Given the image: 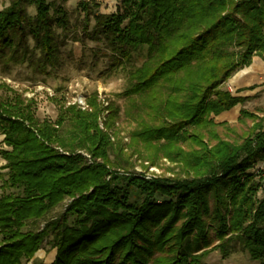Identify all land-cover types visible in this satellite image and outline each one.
<instances>
[{
  "label": "trees",
  "instance_id": "trees-1",
  "mask_svg": "<svg viewBox=\"0 0 264 264\" xmlns=\"http://www.w3.org/2000/svg\"><path fill=\"white\" fill-rule=\"evenodd\" d=\"M81 4L115 64L148 46L125 93L141 96L151 122L131 138L153 149L151 162L163 154L186 175L121 174L111 158L118 108L105 107L97 92L86 109L64 103L56 120H41L34 98L0 82L3 187L12 189L0 196V264L33 258L50 234L57 249L51 264H207L212 250L228 256L234 242L264 264V171H253L264 160V116L241 109L239 121H252L241 142L222 138L214 120L247 101L223 86L255 56L264 59V0H123L110 14L97 0ZM54 6L10 0L0 10V63L27 64L38 74L59 65L56 25L69 21ZM123 151L119 145L117 155ZM67 198L61 219L23 230ZM213 240L219 243L209 249Z\"/></svg>",
  "mask_w": 264,
  "mask_h": 264
},
{
  "label": "rangeland",
  "instance_id": "rangeland-1",
  "mask_svg": "<svg viewBox=\"0 0 264 264\" xmlns=\"http://www.w3.org/2000/svg\"><path fill=\"white\" fill-rule=\"evenodd\" d=\"M55 6H62L68 13V27L63 28L56 25V33L60 42V62L55 68H48L47 74H38L32 71L27 65H12L6 68L0 63V82L10 85L16 92L27 98H34L37 102L36 115L39 119L49 118L56 120L59 115L61 104H80L83 102L88 107L87 99L97 92L100 101L106 107L113 103L118 108L113 127L114 149L111 151V158L121 165L118 168L121 174H145L147 178L161 177H184L186 173L181 165L163 154L157 160L151 162L153 149L143 143L133 142L131 135L141 128L142 124L151 122L147 115L140 95H127L125 92L132 85L131 74L140 67L148 58V46H143L135 52L124 64H115L111 48L103 36L96 39L94 36L95 19L90 17L88 22L85 18L82 1L88 0H48ZM101 3L100 12L110 14L115 13L118 8L123 7V0H97ZM10 4V0H0V10ZM92 5V2H91ZM29 12L35 15L33 6ZM53 12V11H52ZM87 28V29H86ZM31 47L34 42L30 40ZM258 66L254 69L252 82L258 87L251 90V99L243 104L242 108L257 111L264 116V60L257 58ZM224 89L236 92L230 82H226ZM3 95L12 96L11 91H2ZM81 105V104H80ZM79 105V106H80ZM81 107V106H80ZM82 108V107H81ZM85 108V109H86ZM241 108V109H242ZM83 109V108H82ZM108 111L105 112L107 115ZM234 110V115L214 116L217 124V131L222 138L241 142L249 127L251 120L239 121V112ZM71 125L66 123L65 129ZM122 145L124 151L118 153V146ZM186 146V145H185ZM188 149L187 147H185ZM8 149L0 135V196L9 193L12 189H4L3 180L7 178V169L4 168L6 161L1 156V150ZM87 156L92 162L91 156ZM253 171H264V160L259 161ZM264 185V180H263ZM263 190L259 192L262 196ZM163 200L161 197H156ZM131 201L137 200L134 194ZM70 199L67 198L62 203L53 208L43 218L29 221L24 227V231H38L53 219H61L66 213ZM74 216L68 215V223L73 224ZM1 239V236H0ZM219 241L213 240L209 249H213ZM233 250L228 256L223 255L220 249H215L204 259L207 264H258L250 254L243 248L241 243L234 242ZM57 249L54 246V234H50L41 245L33 258L23 259L22 264H51L56 257Z\"/></svg>",
  "mask_w": 264,
  "mask_h": 264
},
{
  "label": "crops",
  "instance_id": "crops-1",
  "mask_svg": "<svg viewBox=\"0 0 264 264\" xmlns=\"http://www.w3.org/2000/svg\"><path fill=\"white\" fill-rule=\"evenodd\" d=\"M257 58L262 59L259 56H255L254 61L250 66H245V67L239 69L227 81V82H230L232 84V87H234V89L236 91L235 93L232 91L231 92L237 96L247 97V101H249L251 99V95L248 92H250L251 90H254L258 87V85L256 83L251 81L252 77L254 78V75H252V74L255 72H253V71L258 66V64H257L258 62H256ZM262 60H264V59H262ZM263 69H264V67H263ZM243 104L244 103H239L236 106H234L233 108H231L230 110L224 111L223 113H221L218 116H227L230 114L234 115V110H237L239 112V115H240V111H241V108L243 107Z\"/></svg>",
  "mask_w": 264,
  "mask_h": 264
},
{
  "label": "built area",
  "instance_id": "built-area-1",
  "mask_svg": "<svg viewBox=\"0 0 264 264\" xmlns=\"http://www.w3.org/2000/svg\"><path fill=\"white\" fill-rule=\"evenodd\" d=\"M80 104H81V105H80ZM80 104H79V105H80L83 109L86 108L85 105L83 104V102L80 101Z\"/></svg>",
  "mask_w": 264,
  "mask_h": 264
}]
</instances>
